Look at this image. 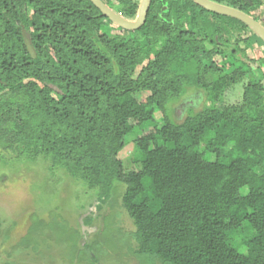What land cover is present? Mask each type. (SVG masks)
I'll return each instance as SVG.
<instances>
[{
	"label": "trees",
	"instance_id": "1",
	"mask_svg": "<svg viewBox=\"0 0 264 264\" xmlns=\"http://www.w3.org/2000/svg\"><path fill=\"white\" fill-rule=\"evenodd\" d=\"M103 1L128 19L140 5ZM214 1L257 20L264 11V0ZM238 24L249 30L245 40L234 35L243 57L227 40ZM252 32L193 0H152L136 30L91 0H0V147L49 161L97 193L98 211L111 207L102 230L65 262L100 264L96 236L115 217L126 236L115 247L127 250L122 262L264 264V70L248 54L264 43ZM238 85L239 99L223 103ZM200 93L202 106L191 107ZM177 104L190 107L183 118ZM132 135L128 169L122 151ZM120 206L131 232L119 224ZM83 223L95 227V217ZM31 227L13 247L43 254Z\"/></svg>",
	"mask_w": 264,
	"mask_h": 264
},
{
	"label": "rangeland",
	"instance_id": "2",
	"mask_svg": "<svg viewBox=\"0 0 264 264\" xmlns=\"http://www.w3.org/2000/svg\"><path fill=\"white\" fill-rule=\"evenodd\" d=\"M260 15L261 19L258 17L260 19L258 20L264 21V11ZM247 30L240 24L235 26L234 31L229 30L230 39L227 40L231 43V49L236 50L233 45L234 35L239 34L245 40L249 32ZM204 45L209 50L222 48L210 42ZM236 51L241 57L244 56L243 50L237 49ZM248 54L255 56L254 66H259L264 70V46L255 43ZM239 86L241 85L223 93V103H233L239 99ZM201 102L200 93V96H197L190 104L191 107L200 108ZM180 104L175 106L174 111L181 110L179 115L183 118L190 107L181 108ZM157 118L161 119L160 113L157 114ZM135 138L136 135L129 136L127 145L122 151V157L128 169L136 166L131 162L135 154ZM14 154L12 151L0 149V264L9 262L13 264H72L65 260L73 258L74 252L78 254L76 245L79 240V247L82 248L85 241H92L95 238L94 234L102 230L103 217L111 210L110 203L103 204V209L98 211L96 206L99 202L95 191L86 193L85 187H80L81 185L76 183L72 184V179L69 178L71 182L65 171L60 169L52 171L49 168L50 162L43 158L33 159L28 153L16 156ZM209 158L213 159L214 156H209ZM120 211V226L128 232L133 231L135 229L133 220L123 206H120ZM36 214L42 220L41 223L36 222ZM88 215H93L96 223L91 232H84L83 221ZM33 222L35 223L34 233L32 232L30 234L32 238L28 239L32 243L38 241V245L44 246L43 254L25 250L23 252V245L13 247L14 244L22 242L20 240L24 239L23 237L33 226ZM107 223V228L101 236L99 238L96 236L99 245L93 251L96 252L94 253L96 256H99L100 264H137L133 261L125 262L124 260L122 262L120 260L122 258H119V253L127 250L118 248L120 250L117 251L115 247L122 246L126 236L122 237L115 231V225H118L115 217L109 218ZM112 241H114L113 244ZM102 249H106L105 253H102ZM73 264L93 263L77 260Z\"/></svg>",
	"mask_w": 264,
	"mask_h": 264
},
{
	"label": "water",
	"instance_id": "3",
	"mask_svg": "<svg viewBox=\"0 0 264 264\" xmlns=\"http://www.w3.org/2000/svg\"><path fill=\"white\" fill-rule=\"evenodd\" d=\"M100 10L101 12L108 17L115 24L128 29V30H136L140 28L146 21L148 11L150 9L152 0H140V5L138 9V13L135 19H128L114 9H112L108 4H106L103 0H91ZM198 5L203 8L221 14L231 16L242 21L245 25H247L255 34H257L264 43V24L254 18L249 13L227 4H223L214 0H193ZM26 43L28 45V49L33 56H36L35 50L32 46V43L28 37H26ZM178 114L181 113V110L178 109ZM93 229L83 223V231L91 232Z\"/></svg>",
	"mask_w": 264,
	"mask_h": 264
},
{
	"label": "flooded vegetation",
	"instance_id": "4",
	"mask_svg": "<svg viewBox=\"0 0 264 264\" xmlns=\"http://www.w3.org/2000/svg\"><path fill=\"white\" fill-rule=\"evenodd\" d=\"M263 23V22H262ZM264 24V23H263Z\"/></svg>",
	"mask_w": 264,
	"mask_h": 264
}]
</instances>
